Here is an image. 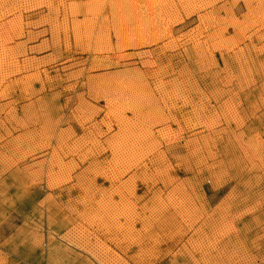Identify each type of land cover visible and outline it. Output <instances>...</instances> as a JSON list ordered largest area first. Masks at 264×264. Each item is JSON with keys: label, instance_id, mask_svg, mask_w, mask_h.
<instances>
[{"label": "rangeland", "instance_id": "374dc122", "mask_svg": "<svg viewBox=\"0 0 264 264\" xmlns=\"http://www.w3.org/2000/svg\"><path fill=\"white\" fill-rule=\"evenodd\" d=\"M246 1L0 0V264H264V0Z\"/></svg>", "mask_w": 264, "mask_h": 264}, {"label": "bare ground", "instance_id": "6f19581e", "mask_svg": "<svg viewBox=\"0 0 264 264\" xmlns=\"http://www.w3.org/2000/svg\"><path fill=\"white\" fill-rule=\"evenodd\" d=\"M124 1H125V0H124ZM126 1H127V0H126ZM132 1H133V0H132ZM136 1H137V0H136ZM245 1H246V0H245ZM258 1H259V0H258ZM258 1H257V2H258ZM148 2H149V1H148ZM246 2H247V1H246ZM128 3H129V2H128ZM132 3H133V2H132ZM151 3H152V2H151ZM157 3H158V2H157ZM248 3H249V2H248ZM259 3H260V2H259ZM259 3H258V4H259ZM261 3H263L262 0H261ZM134 4H135V3H134ZM146 4H147V2H146ZM148 4H149V3H148ZM243 4H244V3H243ZM258 4H256V5L258 6ZM70 5H71V4H70ZM150 5H151V4H150ZM250 5H251V4H250ZM131 6H132V5H131ZM70 7H71V6H70ZM147 7H148V6H147ZM151 7L153 8L154 5H153V6L151 5ZM151 7H150V8H151ZM71 8H73V7H71ZM150 8H149V9H150ZM146 9H147V8H146ZM256 9L258 10V9H260V8H257V7H256ZM263 9H264V8H263ZM142 10H144V9H142ZM151 10H152V9H151ZM151 10H150V11H151ZM254 10H255V9H254ZM153 11H154V10H153ZM153 11H152V12H153ZM258 11H259V10H258ZM263 11H264V10H263ZM146 12H147V10H146ZM260 12L262 13V11H260ZM260 12H259V13H260ZM255 13H256V12H255ZM261 13H260V15L263 16V14H261ZM146 14H147V13H146ZM148 14H149V13H148ZM256 14H258V13H256ZM14 15H15V13H14ZM151 15H152V14H151ZM253 15H254V14H253ZM141 16H142V14H141ZM143 16H144V15H143ZM153 16H154V15H152V17H153ZM255 16H257V15H255ZM124 17H125V16H124ZM126 17H127V16H126ZM156 17H157V16H156ZM260 17H261V16H259V18H260ZM138 18H140V17H138ZM138 18H137V19H138ZM141 18H142V17H141ZM147 18H148V16H147ZM157 18H158V17H157ZM214 18H215V17H214ZM254 18H255V17H254ZM256 18H258V17H256ZM256 18H255V19H256ZM259 18H258L257 20H259ZM122 19H123V18H122ZM125 19H126V18H125ZM125 19H124V20H125ZM127 19H128V18H127ZM127 19H126V20H127ZM150 19H151V18H150ZM150 19H148V20H150ZM158 19H159V18H158ZM158 19H157V20H158ZM163 19H164V18H163ZM231 19H232V18H231ZM255 19H254V20H255ZM262 19H263V18H262ZM126 20H125V21H126ZM128 20H130V19H128ZM128 20L126 21V23H128ZM144 20H146V17H145ZM207 20H208V19H207ZM246 20H247V19H246ZM257 20H255V21H257ZM106 21H108V20H106ZM125 21H124V22H125ZM146 21H147V20H146ZM130 22H131V21H130ZM138 22H139V21H138ZM157 22H158V21H157ZM157 22H156V23H157ZM245 22H246V21H245ZM260 22H261V20H260ZM106 23H107V22H106ZM121 23H122V21H121ZM132 23H134V22H132ZM132 23H131V24H132ZM158 23H159V22H158ZM161 23H162V22H161ZM247 23H248V22H247ZM107 24H108V23H107ZM140 24H142V23L140 22ZM151 24H152V22H151ZM153 24H154V23H153ZM255 24H256V23H255ZM121 25H122V24H121ZM123 25H124V23H123ZM123 25H122V26H123ZM136 25H138V23H136ZM136 25H135V26H136ZM145 25H146V24H145ZM159 25H161V24H159ZM240 25H241V24H240ZM249 25H250V24H249ZM261 25H262V23H261ZM153 26H155V25H153ZM157 26H158V25H157ZM161 26H162V25H161ZM244 26H245V25H244ZM139 27H140V25H139ZM146 27H147V26H146ZM151 27H152V26H151ZM254 27H255V26H254ZM254 27H253V28H254ZM260 27H261V26H260ZM128 28H129V27H128ZM132 28H133V26H132ZM132 28H131V32H132ZM135 28L137 29L138 26H136ZM143 28H144V27H143ZM153 28H154V27H153ZM245 28H246V27H245ZM245 28H244V29H245ZM147 29H149V28H147ZM155 29H156V28H155ZM224 29H225V28H224ZM239 29H240V28H239ZM239 29H238V30H239ZM117 30H118V28H117ZM124 30H125V28H124ZM152 30H153V29H152ZM250 30H251V29H250ZM250 30H249V31H250ZM120 31H122V28H121V30L119 29V32H120ZM135 31H138V30H135ZM135 31H134V32H135ZM148 31H149V30H148ZM155 31H156V30H155ZM155 31H154V32H155ZM161 31H162V30H160V32H161ZM240 31H241V30H240ZM114 32H115V31H114ZM117 32H118V31H117ZM124 32H125V31H124ZM129 32H130V30H129ZM139 32H140V31H139ZM139 32H138V33H139ZM146 32H147V31H146ZM146 32L144 31L143 33H146ZM150 32H151V31H149V33H150ZM154 32H153V33H154ZM156 32H157V31H156ZM158 32H159V31H158ZM166 32H167V31H166ZM243 32H244V30H243ZM243 32H242V33H243ZM247 32H248V30H247ZM253 32H254V31H253ZM78 33H79V31H78ZM127 33H128V32H127ZM140 33L142 34V30H141ZM140 33H139V34H140ZM75 34H76V33H75ZM102 34H103V33H102ZM118 34H119V33H118ZM131 34H132V33H131ZM156 34H157V33H156ZM160 34H162V33H160ZM160 34L158 35V37L160 36ZM244 34H245V32H244ZM73 35H74V34H73ZM73 35H72V36H73ZM133 35H134V33H133ZM137 35H138V34H136V36H137ZM142 35H143V34H142ZM144 35H145V34H144ZM165 35H167V34H165ZM165 35H163V37H165ZM76 36H77V35H76ZM79 36L81 37V35H79ZM79 36H78V37H79ZM106 36H107V34H106ZM119 36H120V35H119ZM119 36H117V37H119ZM139 36H140V35H139ZM145 36H146V35H145ZM145 36L143 37L144 39H145ZM168 36H169V34H168ZM243 36H244V35H243ZM85 37H86V36H85ZM107 37H108V36H107ZM109 37H110V36H109ZM153 37H154V36H153ZM161 37H162V36H161ZM236 37H237V36H236ZM241 37H242V36H241ZM248 37H249V36H248ZM250 37H251V36H250ZM74 38H75V37H74ZM114 38H116V37H114ZM122 38H124V35L122 36ZM126 38H127V36H126ZM130 38H132L131 35H130ZM141 38H142V37H141ZM165 38H166V37H165ZM230 38H231V37H230ZM233 38H234V37H233ZM263 38H264V37H263ZM79 39H80V38H79ZM79 39H76V40H79ZM107 39H109V38H107ZM116 39H117V38H116ZM132 39H135V37L132 38ZM137 39H138V38H137ZM151 39H152V38H151ZM219 39H220V38H219ZM242 39H243V38H242ZM261 39H262V38H261ZM73 40H74V39H73ZM76 40H74V41H76ZM84 40H85V39H84ZM103 40H106V39H103ZM118 40H120V39H118ZM118 40H117V41H118ZM123 40H125V38H124ZM147 40H148V39H147ZM149 40H150V39H149ZM160 40H161V39H160ZM220 40H221V39H220ZM79 41H80V40H79ZM101 41H102V40H101ZM107 41H109V40H107ZM115 41H116V40H115ZM140 41H141V40H140ZM143 41H144V40H142V42H143ZM152 41H153V40H152ZM156 41H157V39H156ZM233 41H235V39H234ZM102 42H103V41H102ZM105 42H106V41H105ZM109 42H110V41H109ZM120 42H122V41H120ZM131 42H132V41H131ZM148 42H149V41H148ZM153 42H154V41H153ZM158 42H159V39H158ZM129 43H130V42H129ZM143 43H144V42H143ZM151 43H152V42H151ZM155 43H157V42H155ZM74 44H76V42H75ZM109 44H110V43H109ZM119 44H120V43H119ZM126 44H127V43H126ZM134 44H135V43H134ZM134 44H133V45H134ZM146 44H147V42H146ZM149 44H150V42H149ZM149 44H148V45H149ZM226 44H227V43H226ZM229 44H230V43H229ZM104 45H105V44H104ZM121 45H122V44H121ZM123 45H125V41H124V44H123ZM131 45H132V43H131ZM135 45H136V44H135ZM142 45H143V44H142ZM142 45H141V47H142ZM125 46H126V45H125ZM143 46H144V45H143ZM150 46H151V45H150ZM220 46H221V45H220ZM75 47H76V46H75ZM117 47H119L118 44H117ZM117 47H116V50L119 49V48H121V47H119V48H117ZM122 47H123V46H122ZM132 47H133V46H132ZM132 47H129V46H128V48H132ZM261 47H262V46H261ZM126 48H127V47H126ZM139 48H140V47H139ZM112 49H113V48H112ZM262 49H263V48H262ZM258 50H259V49H258ZM121 51H122V50H120L119 52H121ZM261 52H262V51H261ZM0 56H1V55H0ZM7 56H8V55H7ZM94 63H95V60H94ZM25 64H27V63H25ZM98 64H99V63H98ZM104 65H105V64H104ZM96 66H97V65H96ZM92 67H93V65H92ZM260 67H261V66H260ZM98 68H99V67H98ZM261 68H262V67H261ZM99 70H100V69H99ZM129 72H130V71H129ZM102 74H103V73H102ZM125 74H126V72H125ZM125 74H124V77H126ZM127 74H128V73H127ZM112 75H113V74H112ZM114 75H116V74H114ZM97 76H98V75H97ZM129 76H130V75H129ZM99 77H101V76H98V78H99ZM110 77H111V76H110ZM114 77H115V76H114ZM117 77H118V76L116 75V78H117ZM127 77H128V76H127ZM130 77H131V76H130ZM130 77H128V78H130ZM32 78H33V77H32ZM103 78H104V80L106 79L105 77H103ZM92 79H93V78H92ZM101 79H102V78H101ZM112 79H113V78H112ZM117 79H118V78H117ZM134 79H135V78H134ZM136 79H137V78H136ZM87 80H88V79H87ZM97 80H98V82H100L99 79H97ZM108 80H110V79H108ZM108 80H107V81H108ZM128 80H129V79H128ZM89 81H90V80H89ZM92 81H93V80H92ZM92 81H90V82H92ZM102 81H103V80H102ZM102 81H101V83H102V85H103V82H102ZM107 81H106V82H107ZM132 81H133V80H132ZM90 82H89V83H90ZM95 82H96V80H95ZM95 82H94V83H95ZM114 82H115V81H114ZM121 82H122V81H121ZM101 83H100V84H101ZM122 83H123V82H122ZM126 83H127V82H126ZM128 83H129V81H128ZM140 83H141V82H140ZM140 83H139V84H140ZM97 84H98V83H97ZM112 84H113V83H112ZM112 84H111V85H112ZM132 84H133V83H132ZM109 85H110V84H109ZM124 85H125V83H124ZM127 85H128V84H127ZM142 85H143V84H142ZM93 86H95V85L93 84ZM120 86H121V85H120ZM125 86H126V85H125ZM125 86H124V88H126ZM105 87H106V86H105ZM115 87H116V86H115ZM115 87H114V88H115ZM95 88H96V87H95ZM111 88H112V87H111ZM127 88H128V87H127ZM134 88H135V86H134ZM137 88H138V87H137ZM115 89H116V88H115ZM117 89H118V88H117ZM129 89H130V86H129ZM144 89H145V88H144ZM146 89H147V88H146ZM146 89H145V90H146ZM101 90H102V89H101ZM103 90H104V89H103ZM110 90H111V89H110ZM119 90H120V89H119ZM122 90H123V89H122ZM132 90H133V88H132ZM136 90H137V89H136ZM136 90H135V91H136ZM130 91H131V90H130ZM109 92H110V91H109ZM117 92H118V90H117ZM125 92H126V91H125ZM141 92H142V91H141ZM144 92H145V91H144ZM147 92H148V91H147ZM103 93H104V92H103ZM113 93H114V90H113ZM119 93H120V92H119ZM97 94H98V93H97ZM108 94H109V93H108ZM108 94H107V95H108ZM111 94H112V92H111ZM111 94H110V95H111ZM127 94H128V92H127ZM129 94H130V93H129ZM135 94H136V93H135ZM137 94H138V93H137ZM145 94H146V93H145ZM122 95H123V94H122ZM131 95H132V93L130 94V97H131ZM113 96H114V95H113ZM117 96H118V95H117ZM117 96H116V97H117ZM119 96H120V94H119ZM125 96H127V95H125ZM136 96H137V95H136ZM136 96H133V97L137 98ZM139 96H140V95H139ZM149 96H150V95H149ZM128 97H129V96H128ZM130 97H129V100H130ZM142 97H143V96H142ZM100 98H101V97H100ZM104 98H105V97H104ZM106 98H108V97H106ZM120 98H121V97H120ZM125 98H126V97H125ZM138 98H139V97H138ZM143 98H144V97H143ZM110 99H111V98H110ZM133 99H134V98H133ZM147 99H148V98H147ZM108 100H109V99H108ZM118 100H119V99H118ZM125 100H126V99H124V102H125ZM131 100H132V99H131ZM134 100H136V99H134ZM145 100H146V99H145ZM111 101H112V99H111ZM146 101L148 102V101H150V99H149V100H146ZM151 101H152V100H151ZM106 102H107V101H106ZM106 102H105V103H106ZM115 102H116V101H115ZM120 102H121V99H120ZM128 102H129V101H128ZM128 102L125 103V104L129 105ZM109 103H110V102H109ZM112 103H113V102H112ZM116 103H117V102H116ZM116 103H115V104H116ZM121 103H122V105H123V101H122ZM121 103H120V104H121ZM132 103H133V101H132ZM132 103H131V104H132ZM139 103H140V102H139ZM142 103H143V99H142ZM148 103H149V102H148ZM145 104H146V102H145ZM145 104H143V105H145ZM150 104H151V103H150ZM152 104H153V103H152ZM107 105H108V104H107ZM110 105H111V104H110ZM116 105H117V104H116ZM127 105H126V106H127ZM133 105H134V104H133ZM133 105H132V106H133ZM138 105H139V104L137 103V106H138ZM143 105H142V106H143ZM112 106H113V105H112ZM118 106H119V103H118ZM126 106H125V108H126ZM134 106H135V105H134ZM142 106H141V107H142ZM108 107H110V106H108ZM120 107H121V105H120ZM138 107H139V106H138ZM141 107H140V108H141ZM152 107H153V106H152ZM87 108H88V107H87ZM87 108H86V109H87ZM111 108H112V107H110V109H111ZM114 108H115V107H114ZM116 108H117V106H116ZM122 108H123V106H122ZM127 108H128V107H127ZM127 108H126V109L123 108V109L126 110V111H128ZM130 108H131V107H130ZM130 108H129V109H130ZM134 109H135V108H134ZM148 109H149V108H148ZM150 109H151V108H150ZM132 110H133V109H132ZM146 110H147V109H146ZM87 111H88V109H87ZM110 111H111V110H110ZM118 111H119V110H118ZM122 111H123V110H122ZM134 111H135V110H133V112H134ZM138 111H139V110H138ZM150 111H151V110H150ZM156 111H157V110H156ZM112 112H113V111H112ZM130 112H131V110H130ZM136 112H137V111H136ZM143 112H144V111H143ZM143 112H142V113H143ZM117 113H118V114H117V116H118L120 112H117ZM134 113H135V112H134ZM140 113H141V112H140ZM144 113H145V112H144ZM154 113H155V112H154ZM106 114H107V113H106ZM115 114H116V113H115ZM123 114H124V112H123ZM146 114H147V113H146ZM148 114H149V113H148ZM120 115H121V114H120ZM137 115H138V114H137ZM140 115H141V114H139V117H140ZM154 115H155V114H154ZM121 116H122V115H121ZM143 116H144V115H143ZM119 117H120V116H119ZM152 117H153V116H152ZM147 118H148V117H147ZM149 118H150V117H149ZM117 119H119V118L117 117ZM145 119H146V118H145ZM147 120H148V119H147ZM155 120H156V119H155ZM117 121H118V120H117ZM120 121H122V120H120ZM137 121H138V120H137ZM140 121H141V120H140ZM140 121H139V122H140ZM143 121H144V120H143ZM144 122H146V120H145ZM121 123H122V122H121ZM146 123H147V122H146ZM119 124H120V123H119ZM144 125H145V124H144ZM145 126H146V125H145ZM117 127H118V126H117ZM139 129H140V128H139ZM139 129H138V131H139ZM142 129H143V128H142ZM147 129H148V127H147ZM144 130H145V129H144ZM129 131H130V129H129ZM134 131H135V129H134ZM116 132H117V131H116ZM136 132H137V131H136ZM141 132H142V130H141ZM141 132H140V133H141ZM143 132H144V131H143ZM146 132H147V130H146ZM146 132H145V133H146ZM114 133H115V132H114ZM128 133H129V132H128ZM137 133H138V132H137ZM90 134H91V133H90ZM90 134H89V135H90ZM135 134H136V133H135ZM138 134H139V133H138ZM147 134H148V133H147ZM147 134H146V135H147ZM132 136H133V134H132ZM135 136H136V135H135ZM135 136H134V137H135ZM140 136H141V135H140ZM140 136H139V137H140ZM142 136H143V135H142ZM89 137H91V135H90ZM94 137H95V135H94ZM117 137H118V136H117ZM49 138H50V137H49ZM137 138H138V137H137ZM51 139H52V137H51ZM95 139H96V138H95ZM139 139H140V138H139ZM141 139H142V138H141ZM124 140H125V139H124ZM133 140H134V139H133ZM136 140H137V139H136ZM116 141H117V140H116ZM141 141H142V140H141ZM141 141H140V142H141ZM95 142H96V141H95ZM114 142H115V141H114ZM123 142H124V141H123ZM50 143H51V142H50ZM89 143H90V142H89ZM96 143H97V142H96ZM118 143H119V142H118ZM83 144H84V143H83ZM120 144H121V143H120ZM137 145H138V144H137ZM84 146H86V145H84ZM97 146H98V145H97ZM117 146H118V145H117ZM112 147H113V146H112ZM129 147H130V146H129ZM96 148H97V147H96ZM88 149H89V148L87 147V150H88ZM230 149H231V148H230ZM233 149H234V148H233ZM93 150H94V149H93ZM98 150H99V149H98ZM116 150H117V149H116ZM133 150H134V149H133ZM39 151H40V150H39ZM90 151H91V150H90ZM96 151H97V150H96ZM123 151H125V150H123ZM135 152H136V151H135ZM91 153H92V152H91ZM130 153H131V152H130ZM76 154H77V153H76ZM124 154H125V153H124ZM132 154H133V153H132ZM41 155H43V154H41ZM41 155H40V156H41ZM82 155H83V154H82ZM79 156H80V155H78V157H79ZM124 156H125V155H124ZM243 156H244V155H243ZM243 156H242V157H243ZM54 157H55V156H54ZM244 157H245V156H244ZM244 157H243V159H244ZM56 158H57V157H56ZM246 158H247V157H246ZM42 159H43V158H42ZM42 159L40 160V162L42 161ZM44 159H45V158H44ZM51 159H52V157H51ZM79 159H80V158H79ZM116 159H117V158H116ZM133 159H134V158H133ZM48 160H49V159H48ZM52 160H53V159H52ZM113 160H114V159H113ZM123 160H124V159H123ZM244 160H246V159H244ZM244 160H243V161H244ZM247 160H248V159H247ZM44 161H45V160H44ZM50 161H51V160H50ZM82 161H84V160H82ZM235 161H236V160H235ZM96 162H97V160H96ZM108 162H109V161H108ZM130 162H131V160H130ZM240 162H241V161H240ZM253 162H254V161H253ZM37 163H38V162H37ZM42 163H43V161H42ZM113 163H114V162H113ZM122 163H123V162H122ZM39 164H40V163H39ZM218 164H219V163H218ZM244 164H245V163H244ZM42 165H43V164H42ZM42 165H41V166H42ZM107 165H108V164H107ZM219 165H220V164H219ZM73 166H74V165H73ZM213 166H214V165H213ZM224 166H225V165H224ZM116 167H117V166H116ZM120 167H121V166H120ZM120 167H119V168H120ZM39 168H41V167H39ZM42 168H43V167H42ZM45 168H46V167H45ZM65 168H66V167H65ZM93 168H94V167H93ZM104 168H105V167H104ZM112 168H113V167H112ZM112 168H111V169H112ZM43 169H44V168H43ZM84 169H85V168H84ZM98 169H99V168H98ZM108 169H109V168H108ZM40 170H41V169H40ZM65 170H66V169H65ZM67 170H68V169H67ZM89 170H90V169H89ZM91 170H92V169H91ZM102 170H103V169H102ZM109 170H110V169H109ZM113 170H114V169H113ZM113 170H112V171H113ZM97 171H98V170H97ZM84 172H85V171H84ZM100 172H101V170H100ZM114 172H115V171H114ZM40 173H43V171L40 172ZM48 173H49V171H48ZM68 173H69V172H68ZM82 173H83V172H82ZM82 173H80V174H82ZM104 173H105V172H104ZM117 173H118V172H117ZM63 174H64V172H63ZM85 174H86V173H85ZM100 174H102V173H100ZM41 175H42V174H41ZM43 175H44V174H43ZM45 175H46V174H45ZM50 175H51V173H50ZM83 175H84V174H83ZM78 176H81V175H78ZM78 176H77V177H78ZM115 176H116V175H115ZM49 177H51V176H49ZM60 177H61V176H60ZM65 177H66V176H65ZM117 177H118V176H117ZM53 178H54V177H53ZM53 178H52V179H53ZM63 178H64V177H63ZM114 178H115V177H114ZM121 178H122V177H121ZM50 179H51V178H50ZM64 179H65V178H64ZM112 179H113V178H112ZM52 181H53V180H52ZM60 183H61V181H60ZM88 183H89V182H88ZM92 183H93V182H92ZM119 183H120V182H119ZM121 183H122V182H121ZM124 183H125V182H124ZM50 184H52V183H50ZM55 184H56V182H55ZM57 184H58V182H57ZM86 184H87V182H86ZM86 184H85V185H86ZM48 185H49V184H48ZM87 186H88V185H87ZM52 187H53V186H52ZM111 187H112V186H111ZM127 187H128V186H127ZM87 188H88V187H87ZM122 188H123V187H122ZM125 188H126V187H125ZM129 188H130V187H129ZM83 189H84V188H83ZM130 189H131V188H130ZM133 189H134V188H133ZM133 189H132V190H133ZM86 190H87V189H86ZM92 190H93V189H92ZM94 190H95V189H94ZM100 190H101V188H100ZM111 190H112V189H111ZM96 191H97V190H96ZM102 191H104V190H102ZM117 191H118V190H117ZM122 191H123V190H122ZM130 191H131V190H130ZM110 192H111V191H110ZM128 192H129V191H128ZM91 193H92V192H91ZM83 194H84V193H83ZM92 194H93V193H92ZM116 194H117V192H116ZM129 195H130V194H129ZM90 196H91V195H90ZM119 197H120V196H119ZM107 200H108V199H107ZM122 200H123V199H122ZM127 200H128V199H127ZM126 206H127V205H126ZM100 208H101V207H100ZM100 208H99V209H100ZM126 209H127V208H126ZM96 214H97V213H96ZM96 214H95V215H96ZM86 218H88V217H86ZM95 218H96V216H95ZM101 218H102V217H101ZM97 219H98V218H97ZM101 220H102V219H101ZM101 220H100V221H101ZM93 222H94V221H93ZM97 222H98V221H97ZM102 222H103V221H102ZM103 228H104V227H103ZM216 231H217V230H216ZM123 233H124V232H123ZM121 234H122V233H121ZM115 238H116V237H115ZM124 241H125V240H124ZM139 244H140V243H139Z\"/></svg>", "mask_w": 264, "mask_h": 264}]
</instances>
